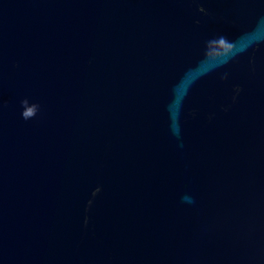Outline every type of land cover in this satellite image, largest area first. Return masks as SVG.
I'll use <instances>...</instances> for the list:
<instances>
[{
    "label": "water",
    "instance_id": "95a60500",
    "mask_svg": "<svg viewBox=\"0 0 264 264\" xmlns=\"http://www.w3.org/2000/svg\"><path fill=\"white\" fill-rule=\"evenodd\" d=\"M0 264H264V0H0Z\"/></svg>",
    "mask_w": 264,
    "mask_h": 264
},
{
    "label": "clouds",
    "instance_id": "9594fccd",
    "mask_svg": "<svg viewBox=\"0 0 264 264\" xmlns=\"http://www.w3.org/2000/svg\"><path fill=\"white\" fill-rule=\"evenodd\" d=\"M220 44L224 47L225 51H230L231 50V46L225 44L224 41H221Z\"/></svg>",
    "mask_w": 264,
    "mask_h": 264
}]
</instances>
